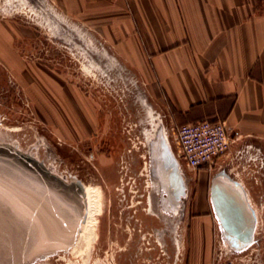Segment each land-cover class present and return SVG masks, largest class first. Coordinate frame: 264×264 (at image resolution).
<instances>
[{
	"label": "rangeland",
	"instance_id": "rangeland-1",
	"mask_svg": "<svg viewBox=\"0 0 264 264\" xmlns=\"http://www.w3.org/2000/svg\"><path fill=\"white\" fill-rule=\"evenodd\" d=\"M158 116L145 84L98 35L74 28L49 0H0V142L97 191L77 248L37 264H190L193 224L211 212V183L225 168L188 167L176 124L162 117L187 184L183 209L165 210L146 143ZM214 218L203 244L211 261L223 237Z\"/></svg>",
	"mask_w": 264,
	"mask_h": 264
},
{
	"label": "crops",
	"instance_id": "crops-1",
	"mask_svg": "<svg viewBox=\"0 0 264 264\" xmlns=\"http://www.w3.org/2000/svg\"><path fill=\"white\" fill-rule=\"evenodd\" d=\"M49 1L74 28L104 41L172 125L227 123L235 141L218 165L243 183L264 223V166L252 170L255 182L234 158L250 145L264 162V0ZM215 214L212 205L193 224L197 253L190 264H212L203 244Z\"/></svg>",
	"mask_w": 264,
	"mask_h": 264
},
{
	"label": "water",
	"instance_id": "water-1",
	"mask_svg": "<svg viewBox=\"0 0 264 264\" xmlns=\"http://www.w3.org/2000/svg\"><path fill=\"white\" fill-rule=\"evenodd\" d=\"M159 130L148 154L161 186L159 203L172 211L186 185L162 127ZM157 146L161 154L155 153ZM211 197L225 241L237 251L247 248L256 217L243 186L223 169L212 180ZM84 207L79 182L67 180L18 145L0 142V264H37L40 255L65 251L79 230Z\"/></svg>",
	"mask_w": 264,
	"mask_h": 264
},
{
	"label": "built area",
	"instance_id": "built-area-1",
	"mask_svg": "<svg viewBox=\"0 0 264 264\" xmlns=\"http://www.w3.org/2000/svg\"><path fill=\"white\" fill-rule=\"evenodd\" d=\"M174 125V124H173ZM175 139L178 145V158L193 169H208L218 164V158L230 152L235 139L230 136L225 121L200 120L193 123L175 125ZM242 160L238 167L248 175L263 169L264 162L259 153L246 145L235 153ZM256 163L252 167V164ZM253 170V171H252ZM255 180L257 177L251 174ZM212 264H264V223L257 219L253 240L247 248L237 251L221 235L216 236Z\"/></svg>",
	"mask_w": 264,
	"mask_h": 264
},
{
	"label": "bare ground",
	"instance_id": "bare-ground-1",
	"mask_svg": "<svg viewBox=\"0 0 264 264\" xmlns=\"http://www.w3.org/2000/svg\"><path fill=\"white\" fill-rule=\"evenodd\" d=\"M159 118H158V120L157 121H155L154 123H153V126L150 128V129H148L147 130V132H146V143H147V146L149 145V148H150V144L152 143V142H155L156 141V138L158 137V134H159V127H162V129H163V135H164V137H165V139H166V141L168 142V144H169V146H170V148H171V150H172V153H173V155H174V151H173V146H172V143H171V141H170V137H169V132H168V129H167V127H166V125L163 123L164 121H163V119H162V116L160 115V116H158ZM155 153H158V154H161V150H160V148H159V146H157V151L155 152ZM33 155H35V154H33ZM36 156V155H35ZM36 157H38V156H36ZM176 161H177V163H178V165H179V169H180V171L182 170V166H181V163H180V161H178L177 159H176ZM52 170H53V168L51 167V166H49ZM154 167H156V165H154ZM152 168V167H151ZM152 175H153V173H152ZM181 175H182V171H181ZM183 176V175H182ZM154 178V177H153ZM156 181H157V179L156 178H154ZM182 179H183V177H182ZM184 181V180H183ZM152 182V181H151ZM158 182V181H157ZM186 181H184V183H185ZM239 182V181H238ZM159 183V182H158ZM240 183V182H239ZM241 184V183H240ZM79 185L81 186V189H82V192H83V197H84V202H85V207H84V212H83V216H82V222H81V225H86V221L88 220L87 218H86V216H88L87 214H88V212H89V208H90V206H91V204H93V202H94V200H95V193H97V191H94V190H90L89 188H87V187H85L81 182H79ZM185 185H186V187H187V184L185 183ZM242 186V185H241ZM159 187L161 188V186H160V184H159ZM244 188V187H243ZM244 191H245V189H244ZM95 192V193H94ZM245 194H246V198H247V202H248V204H249V206L251 207V209L253 210L254 208H253V206H252V201H251V199H250V197L248 196V194L246 193V191H245ZM185 195V194H184ZM183 195V196H184ZM186 198V197H185ZM152 201L153 200H151V203H152ZM184 202V200L182 201V204H180V205H177L178 207H176L175 209H173L174 211H178V210H182L183 208V203ZM180 203V202H179ZM172 210V211H173ZM253 211H255L254 213H255V215H256V221H257V213H256V210H253ZM80 225V226H81ZM80 228V227H79ZM228 235V234H227ZM229 239H231L230 237H229ZM232 240V239H231ZM71 247H73L74 248V250H75V248H77V246H76V243H75V241L73 240V242L68 246V247H66L64 250H66V249H71ZM57 253H61V252H59V251H55V252H50V253H47V254H43V255H40V256H38V258H37V260H36V262H38L39 261V259H46L47 257H49L50 255H53V254H57Z\"/></svg>",
	"mask_w": 264,
	"mask_h": 264
},
{
	"label": "flooded vegetation",
	"instance_id": "flooded-vegetation-1",
	"mask_svg": "<svg viewBox=\"0 0 264 264\" xmlns=\"http://www.w3.org/2000/svg\"><path fill=\"white\" fill-rule=\"evenodd\" d=\"M178 207V206H177Z\"/></svg>",
	"mask_w": 264,
	"mask_h": 264
}]
</instances>
